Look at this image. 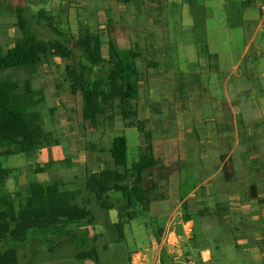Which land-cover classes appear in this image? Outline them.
<instances>
[{
    "label": "rangeland",
    "instance_id": "rangeland-1",
    "mask_svg": "<svg viewBox=\"0 0 264 264\" xmlns=\"http://www.w3.org/2000/svg\"><path fill=\"white\" fill-rule=\"evenodd\" d=\"M0 1L12 8L6 10L0 4V18L6 21L5 25H0V46L5 43L1 34L8 30L20 34L19 25L25 21L37 38L64 41L73 47L75 55L77 50L74 39L77 36V29L86 25L98 32L102 41V51L106 53L105 20L109 14L107 9L111 0ZM183 2L187 5L188 14H192L197 30L195 34L187 32V29L177 35L174 34L177 41L173 40L169 45L173 52L176 45L183 42L186 44L185 42L190 40L199 42L200 46H205L208 40L213 47L231 43L234 47V58L240 57L247 44L246 52L255 49L254 44L248 43V37L255 30L260 15L255 8L247 5V0H183ZM116 4L121 20L127 23L126 2L118 0ZM246 6L248 7L245 8ZM244 11H247L245 15L248 24L243 20ZM185 20L187 15L182 18L183 22ZM127 24L130 37L136 40L138 28ZM224 26H227L226 31ZM179 27V20L168 25L170 32ZM256 38L262 39L264 43V23L263 28L257 30ZM144 42L148 44L151 41L147 39ZM144 42L140 43L141 50L144 49ZM70 62V59L51 55L33 68L21 65L0 69V83L28 78L32 88L41 92L44 100L35 108L39 115L38 124L58 140L57 145L42 147L32 153L0 157L1 166L9 168L10 171L0 192L18 191L22 193L20 201H23L25 187L30 181L41 183L57 181L62 189L79 190L76 200L90 209L93 220L90 224L85 221L69 224L66 230L71 232V238L59 235L53 229L45 231L29 229L26 239L22 242L9 238L0 240V251L14 248L17 264H128L129 252L150 247V233L155 240L163 238L162 232L168 220L167 216L178 201L171 202L172 209H166L160 202L151 203L152 209L150 206L148 210L138 211L124 226L123 238L118 239L113 225L116 222V210L100 208L94 196L84 189L83 184L90 172L113 167L107 150L113 135L120 134L125 137L128 165L137 158L138 144L142 136L135 127L123 126L117 107L114 109L110 128H107L106 123V129L101 133L85 132L80 129L81 98L79 93L74 94L70 91V76L66 70ZM225 63L230 65L229 59L225 60ZM243 67L244 64L239 70L242 71ZM252 67L264 86V65L260 63ZM141 78L142 74L139 73L138 79ZM222 80L223 77L219 76L207 86L213 90H222ZM252 83L256 82L252 80ZM207 127L211 133L220 131L212 123ZM224 140L229 142L230 139L225 137ZM221 141L222 139L218 144ZM177 166L176 161L173 167ZM250 174L249 180L259 177H263L264 180V170ZM257 188L258 194L264 195V183H260ZM244 191L245 198L236 197L238 200H234V204L231 203V206L237 208L235 211H239L235 215L233 212L223 215L216 209L213 201L202 203L198 212L196 211L198 202L194 199H188L180 204L174 216V225L171 227L173 231L169 227L175 235L164 240V244L172 246V249L167 252L162 247L159 254L161 260L165 264H188L189 261L193 264H264V204L248 200L246 190ZM228 206V203H223V207L230 208ZM203 207H207L208 212L204 211ZM184 213H193L196 220L189 232H185L179 224ZM91 248L96 251L97 261L93 260V257L76 256V253Z\"/></svg>",
    "mask_w": 264,
    "mask_h": 264
},
{
    "label": "crops",
    "instance_id": "crops-1",
    "mask_svg": "<svg viewBox=\"0 0 264 264\" xmlns=\"http://www.w3.org/2000/svg\"><path fill=\"white\" fill-rule=\"evenodd\" d=\"M124 1L127 4V23L138 28L136 40L131 38V41L138 45L141 53L134 60L139 127L135 128L142 136L138 146L150 139L154 153L161 156L165 163L178 162L177 168L168 176L166 198L152 202H161L166 209H172L171 202L178 201L167 216L163 238L155 240L150 233V247L129 252L127 261L128 264H165L159 254L162 247L167 252L172 249V246L164 244V240L175 235L171 227L180 204L194 199L198 202V212L202 203L213 201L223 215L231 212L235 215L239 212L231 206L234 200H238L235 198H245L244 190L249 184L258 187L264 183L263 177L249 180L250 173L264 170V86L252 67L260 63L264 65V43L256 38L257 30L263 28L264 19L262 23L258 21L248 37V43L254 44L255 49L246 52L247 44L240 57L234 58L231 43L213 47L208 40L204 44L205 51L200 50L202 46L199 42L190 40L176 45L173 52L169 45L173 40L177 41L174 34L186 29L195 34L197 30L183 0ZM0 4L3 9H12L2 1ZM246 12H243V20L248 24ZM186 15L187 20L183 22L182 18ZM178 20L180 27L170 32L169 23ZM5 24L4 18H0V25ZM226 28L224 26L225 31ZM18 35V32L10 30L2 33L5 43L0 46V53H5ZM147 39L151 41L148 44L144 42ZM143 42L145 45L141 50L140 43ZM228 59L230 65L225 63ZM242 64L244 67L240 71ZM139 73L142 74L140 80ZM219 76L223 77V89H210L207 85ZM209 123L215 124L220 131L211 133L207 127ZM225 137L230 139L229 142L224 140ZM225 155L230 157L234 167L235 179L231 182L223 180L221 157ZM223 203H228L230 208L223 207ZM185 215H191V218L185 219ZM185 215L179 224L185 232H189L196 220L193 213Z\"/></svg>",
    "mask_w": 264,
    "mask_h": 264
},
{
    "label": "trees",
    "instance_id": "trees-1",
    "mask_svg": "<svg viewBox=\"0 0 264 264\" xmlns=\"http://www.w3.org/2000/svg\"><path fill=\"white\" fill-rule=\"evenodd\" d=\"M118 0H111L106 21V53L97 31L88 26L77 29L73 47L58 39H39L22 21L20 34L5 53H0V69L28 65L36 67L48 56L57 55L71 62L66 66L70 76L71 93H79L81 113L79 127L85 132H97L110 128L115 108L119 110L124 127H138V94L135 58L141 53L131 41L127 25L120 20ZM201 51L206 47L202 46ZM40 91L32 88L28 78L0 83V157L32 153L42 147L57 145L58 140L38 124L35 108L43 101ZM227 118L231 120V116ZM107 120V121H106ZM139 128V127H138ZM113 167L90 172L84 180V189L94 196L103 210H116L114 228L118 239L123 238V229L138 211L148 210L152 202L166 198L167 179L174 170V163H165L154 153L153 143L147 139L139 146L137 158L127 164V147L123 135H113L108 147ZM223 180L235 179L230 157L222 156ZM9 169L0 163V188ZM247 198L264 204V195L257 194V187H246ZM79 190L62 189L60 183L30 181L22 193L0 192V240L9 238L22 242L29 229L45 231L53 229L59 235L71 238L66 230L69 224L85 221L90 224L93 215L89 208L77 202ZM219 206V205H217ZM206 211V207L203 208ZM191 215H185V219ZM78 258L93 257L91 248L76 253ZM0 264H17L14 248L0 251Z\"/></svg>",
    "mask_w": 264,
    "mask_h": 264
},
{
    "label": "built area",
    "instance_id": "built-area-1",
    "mask_svg": "<svg viewBox=\"0 0 264 264\" xmlns=\"http://www.w3.org/2000/svg\"><path fill=\"white\" fill-rule=\"evenodd\" d=\"M249 6L255 8L260 15V22L264 19V0H248ZM188 264H193L192 261H189Z\"/></svg>",
    "mask_w": 264,
    "mask_h": 264
}]
</instances>
